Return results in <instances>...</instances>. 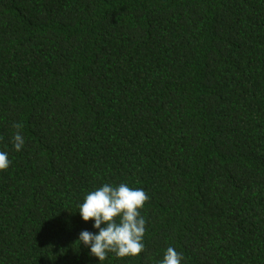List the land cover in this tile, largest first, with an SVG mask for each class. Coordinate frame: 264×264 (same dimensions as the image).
I'll use <instances>...</instances> for the list:
<instances>
[{"label":"trees","instance_id":"obj_1","mask_svg":"<svg viewBox=\"0 0 264 264\" xmlns=\"http://www.w3.org/2000/svg\"><path fill=\"white\" fill-rule=\"evenodd\" d=\"M0 151V264H101L105 183L150 199L102 264H264V0H0Z\"/></svg>","mask_w":264,"mask_h":264},{"label":"clouds","instance_id":"obj_2","mask_svg":"<svg viewBox=\"0 0 264 264\" xmlns=\"http://www.w3.org/2000/svg\"><path fill=\"white\" fill-rule=\"evenodd\" d=\"M13 137L17 152L25 145L19 123ZM11 161L8 154L0 151V171H6ZM149 196L142 188H131L121 183L112 186L107 183L89 192L79 205V213L85 222L94 221L93 227L98 233L81 231L78 242L90 249V255L97 257L101 264L109 253L118 258L137 257L144 250L143 239L146 232V220L141 216ZM102 225H104L102 227ZM183 257L173 247H168L160 264H181Z\"/></svg>","mask_w":264,"mask_h":264}]
</instances>
